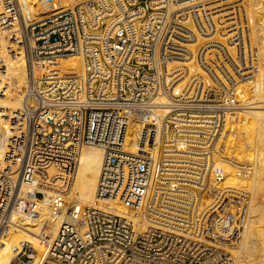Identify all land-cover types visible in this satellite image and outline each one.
Masks as SVG:
<instances>
[{
	"label": "built area",
	"instance_id": "obj_1",
	"mask_svg": "<svg viewBox=\"0 0 264 264\" xmlns=\"http://www.w3.org/2000/svg\"><path fill=\"white\" fill-rule=\"evenodd\" d=\"M252 28L243 0H0V94L9 62L27 75L5 115L0 247L25 217L44 248L18 241L8 264H232L234 214L209 202L240 142L232 84L256 75ZM76 144L102 149L96 198L125 214L71 197Z\"/></svg>",
	"mask_w": 264,
	"mask_h": 264
},
{
	"label": "bare ground",
	"instance_id": "obj_2",
	"mask_svg": "<svg viewBox=\"0 0 264 264\" xmlns=\"http://www.w3.org/2000/svg\"><path fill=\"white\" fill-rule=\"evenodd\" d=\"M57 1L60 4H73L77 0ZM243 3L246 4L251 19L254 17L260 19V22L258 21L260 24L257 25L258 31L255 30L258 34L254 38L259 42V60L255 76H240L232 84V94L237 101H240L243 113L241 134L239 132L237 135L242 144L235 149L232 147L233 151L228 147L226 158L217 163V167L223 168L225 180L221 183L222 194H216L209 203H212V206L218 202L220 205L223 204L222 207H227L230 203L231 207L234 206L231 214L226 213L227 216L234 214L232 218L226 217L231 219L230 225H232L228 233L232 238L231 242H228L227 249L237 259L236 264H264V0H243ZM253 23L256 22L253 20ZM62 64L70 70L80 71V59L77 56L64 59ZM26 80L24 61L19 59L9 62L7 67L9 91L4 95L0 94V157L5 149L8 130L5 115L9 110L20 107V96ZM75 151L76 167L70 181L71 197L80 203L86 202L125 214V209L114 205L112 201L106 204L96 198V185L103 161L102 149L95 145L76 144ZM55 168L51 166L49 173L55 172ZM29 190L25 189L26 195ZM40 194L43 203L47 204L52 196L51 191H40ZM248 194L251 195L250 198ZM235 197L239 200L238 205L232 204ZM41 220V218H18L21 228L13 232L4 246L0 247V264H8L13 255L11 247L18 241L28 240L33 244L38 255L43 253L44 248L36 236L41 229ZM48 224L50 227L44 230V233L52 236L56 232L59 220L49 219ZM237 230L239 232L235 238V234L231 232Z\"/></svg>",
	"mask_w": 264,
	"mask_h": 264
},
{
	"label": "rangeland",
	"instance_id": "obj_3",
	"mask_svg": "<svg viewBox=\"0 0 264 264\" xmlns=\"http://www.w3.org/2000/svg\"><path fill=\"white\" fill-rule=\"evenodd\" d=\"M77 1H78V0H77ZM250 18H251V16H250ZM253 20H254V22H256V23H253V25L256 24V26H254L255 28L253 27V28H254V35H255V37H256V36H257L256 34H258V33H256V32L258 31V26H257V25L260 24V23H259V22H260V19L254 17L253 19H251V21L253 22ZM258 21H259V22H258ZM257 23H258V24H257ZM255 30H256V32H255ZM256 43H257V45H258L259 42L256 40ZM258 48H259V47H258ZM242 129H243V128H242ZM242 132H244V130H242ZM244 133H245V132H244ZM240 144H242L241 141L238 143V145H240ZM238 145H237V146H238ZM242 164H243V163H242ZM243 165H244V164H243ZM243 165H242V166H243ZM225 174H226V173H225ZM246 178H247V177L244 175V179H246ZM224 180H225V177H224ZM248 195H249V198H250L251 195H250V194H248ZM81 203H82V204L91 205V204H88V203H86V202H81ZM229 205H230V206H229ZM229 205H228L227 207L225 206L227 209H226L225 207H222V208H223V209L225 208L224 210H226V213L231 214V213L233 212L232 209L234 208V206H232V207H233V208H232V207H231V203H230ZM228 208H229V209H228ZM230 208H231V210H230ZM231 211H232V212H231ZM48 235H49V234H48ZM49 236H50V235H49ZM236 260H237V259L232 255V264H233V263L236 264V262H237Z\"/></svg>",
	"mask_w": 264,
	"mask_h": 264
}]
</instances>
